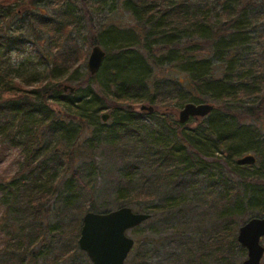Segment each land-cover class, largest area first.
<instances>
[{"label": "trees", "instance_id": "trees-1", "mask_svg": "<svg viewBox=\"0 0 264 264\" xmlns=\"http://www.w3.org/2000/svg\"><path fill=\"white\" fill-rule=\"evenodd\" d=\"M24 1L0 0V18L18 17L16 24L0 25V141L17 148L19 157L15 174L0 183L4 205L0 224L5 232L1 264H59L68 255L63 249L55 259L41 261L43 248L63 236L65 228L61 218L57 225L47 222L49 205L63 190L69 199L64 206L69 204L79 219L89 211L73 209L78 195L85 193L94 202L103 173L114 168L98 160L100 151L107 153L109 162L119 164V182L112 183L119 209H134L132 195L140 201L137 190L145 189L144 196L151 186L154 192H176L154 208V214L174 217L173 210L185 202L200 205L194 188L201 176L211 182L210 193L220 195L228 206L222 213L223 231L212 229L213 246L197 254L188 250L185 257L189 264H234L232 247L222 244L231 216L226 210L231 207L237 217L264 214V0H124L135 25L123 31L127 39L117 47L116 56L107 58L95 76L87 75L80 95L77 89L69 95L60 90L56 66L45 83L33 73L14 81L3 57L21 51L36 24L52 29L56 39L72 38L75 8L82 2L88 10L84 14L92 15L93 0H38L37 6L58 4L53 17L27 11L21 19L13 8ZM19 25L28 30L22 33ZM90 26L93 46L114 31L105 30L104 24L98 39ZM164 69L181 77L177 82L166 77L156 81L155 72ZM98 74H103L102 83ZM165 99L167 103L175 99L177 108L209 101L214 109L206 118L194 119L202 120L203 129H189L178 121L165 123L154 110L136 111L142 103ZM103 112H109L106 123L101 120ZM248 154L255 163L238 166L236 161ZM93 206L89 207L94 211ZM102 208V213L110 209ZM150 219L142 225H150ZM244 222L231 231L233 242ZM161 225L165 233L175 231L171 224ZM149 228L141 242L146 248L156 247L158 229ZM238 249L246 256L245 249Z\"/></svg>", "mask_w": 264, "mask_h": 264}, {"label": "rangeland", "instance_id": "rangeland-1", "mask_svg": "<svg viewBox=\"0 0 264 264\" xmlns=\"http://www.w3.org/2000/svg\"><path fill=\"white\" fill-rule=\"evenodd\" d=\"M36 1L38 0L33 2H28V0H25L23 3H20V6L13 8L14 15L18 14L19 17L23 19L25 16H27L28 11L32 14L38 15L39 13L45 15L48 18L53 17V8L58 6L57 3L52 4L51 7L47 6L48 2H43V6L40 4V6H37ZM60 4H62V2H60ZM91 5V9H93L92 15H86L84 14V11L88 10L83 6L82 2L78 3V7L75 8V21L77 24L70 33L72 38L69 39H63L62 37L59 38V36H57L56 39L52 29H43L39 25H35L34 21L32 22V16H29L31 18V23L35 25L34 28L36 30L29 32V35L26 36L21 51H12L3 57L5 66L8 67L9 77L14 81L19 82L20 78L25 73H33L34 76L37 75L39 78L43 77V81L45 83L49 81V73L56 66L59 72L57 71V79H53L57 80L55 83H58L60 90L61 88L63 89V87H67L68 90L66 92L63 90V92L69 95V89H77L79 90L78 93L80 95L81 92H83V89H85L84 83L87 79V75H89L86 63L89 58L91 48L93 47V45L90 44L89 39V36H91V33H89L91 30V28H89V24L92 23V26L90 27L93 29L95 28L94 30L97 33L95 34V37L103 34L102 32H104L105 29L103 26L104 24L106 26L105 30H114L110 31L108 35L104 34L103 40L101 37H98V39H101V41L98 42L97 45L101 47L102 51L106 55L104 61H106L107 58L110 60L116 56L117 47L121 44H124L123 38L127 39V34H124L125 32L123 31H126L127 28L129 29L135 25V21H133L131 14L123 6L124 0H100L99 2L93 0ZM41 7H43V12H40ZM17 20V16L13 17L12 19H8L7 21L0 18V25L6 26L8 24H16ZM19 26H21L22 33L25 30H28L27 26L25 25ZM48 31L50 33H48ZM1 52L4 53L3 51ZM78 56L79 59H77ZM106 66H108V64H106ZM62 67H67V70L65 71V69H62ZM106 69L108 68L106 67ZM154 75H156V81L166 77L177 82L178 78L181 77L179 73H174L173 70L169 72L165 69L164 71H159L157 73L155 72ZM97 80L102 83L104 80L103 74H98ZM27 90H30V88ZM167 100L168 99L162 101L159 100L161 102L159 104L142 103L141 105L151 108L153 107L154 111H156V113L165 119V123H174V121H178V113L183 108V106L181 108H177V103L172 101L175 99L170 100L168 103L166 102ZM201 103H209L212 105V103L209 101ZM141 105L135 107L137 112H139V107ZM108 113L109 112H103V114ZM201 121L202 120L195 121L194 119H190L185 124L189 129H196L197 127L203 129L199 127L203 125L200 124ZM262 123L264 125V121ZM106 154L103 151H100L98 160H101L104 166H107L111 163L114 168L108 173H103L104 181L101 182L100 188H97L98 190L93 197L94 202H89L88 198H86L87 194L81 192L78 195L80 197L79 202L73 205L75 206L73 209L76 207L86 208L89 211L84 212L85 214L91 212L100 214L104 212L102 206H107L110 208L108 212L119 209V207L115 206L116 201L114 199L115 195L113 194L115 188L112 186V183L116 185L119 182L117 175L119 164H117L115 161L109 162L104 157ZM18 158L17 148L0 141V183L5 180H10V178H12V176L15 174L17 170L16 163ZM205 161L208 163V160ZM197 182L198 185L195 186L194 192L198 193V195L201 197L200 205L188 206L185 202L182 204V206H178L173 210V213L171 214L174 215V217L171 215L162 216L160 214H154V208L159 206L165 199L176 192H171L167 189L154 192L150 186L148 188L151 189V192L149 194H145L144 196L143 194L146 191L145 189L143 191L137 190V193L141 194L139 198L140 201H138L135 193L132 195V198L135 199L137 206L140 207L141 210H145V208H148L149 210L140 212L137 206H135L134 209L132 207L128 208L136 213L148 214V212H150L149 215L151 214L152 218L150 219V225H141L136 227L134 230L126 232V235L135 241V246L124 261L125 264H189L190 259L185 257L186 251L192 250L197 254L204 248L208 249L209 246H213V243H215V236H213L214 231L212 229L217 228L218 232L222 233V228L224 226V215H222V213L223 210L227 209L226 207L228 206L227 203L219 199L220 195H212L210 193V188L212 186L211 182L207 181L203 176H201V179L199 178ZM60 190H62V188ZM63 192V190L60 191L59 198L57 196V198L53 197V199H51L53 201L49 205L50 215L47 222L50 223V226H53L57 225L59 218L63 219L62 223H65V228L64 230L62 229L64 234L63 236L55 238V240L52 238L48 242V245L43 248V252L40 254L42 255L41 261L44 260V262H46V260L55 259L56 255H58V252L60 253L63 251V249H66L69 253L64 257L63 260H61L59 264H90L86 253L80 251L78 247V239L81 233L80 229L82 226V217L84 213L79 219L78 213L70 209L69 204L68 207H65L64 201H68L69 199L68 195H64ZM153 193L156 195L155 198L148 199L147 196H151ZM186 194L192 193L188 192ZM90 204H94L93 208L96 210H91L90 208L92 207H89ZM3 210L4 205L2 202V194L0 192V223L4 215ZM226 212H229L231 216H227V221L225 222L226 227L229 228V232L223 233L222 236L224 237L222 244H230V247H232L230 258L233 259L234 264H241V262L246 259V256H240L238 247H242L237 242L238 230L235 233V242H233V232L231 231H233L236 225H239L241 221L246 222L249 219L255 218L256 215L254 217H246V214L245 216L237 217L235 216L236 214H233L231 207H229L228 211L226 210ZM257 216L258 217L256 218H262L264 217V214ZM75 219L78 220L77 229L74 228L76 225ZM162 223L171 224L173 230L175 231L165 233L161 225ZM149 227L153 228L154 230L158 229L157 234H155V238L157 237V239L154 243L158 246L155 245L156 247H153L148 245L146 248L141 241L143 240L142 238L146 236V232L148 229H150ZM4 233L5 232H3V229H1L0 224V252L5 247V245H3L5 241ZM261 245L264 246V238L261 239ZM142 258L145 259L142 260ZM1 261L2 260L0 259V264L2 263ZM261 263L264 264V258L262 259Z\"/></svg>", "mask_w": 264, "mask_h": 264}, {"label": "water", "instance_id": "water-1", "mask_svg": "<svg viewBox=\"0 0 264 264\" xmlns=\"http://www.w3.org/2000/svg\"><path fill=\"white\" fill-rule=\"evenodd\" d=\"M106 55L99 45H94L89 53L86 63L90 76L101 69ZM66 92L67 87H63ZM70 94L74 89H69ZM140 112L152 114L153 107L141 105ZM214 106L209 103H186L178 113V122L185 124L190 119H203L212 112ZM109 115L103 114L101 120L106 123ZM238 166L253 165V155L243 156L236 161ZM149 214L133 212L128 207L112 210L108 213H86L82 217L81 233L78 239L79 250L86 253L90 264H124L129 253L135 245V241L126 235L127 231L134 230L149 220ZM264 238V217L253 218L244 222L237 232V242L245 249L246 259L241 264H260L264 258V246L261 239Z\"/></svg>", "mask_w": 264, "mask_h": 264}]
</instances>
